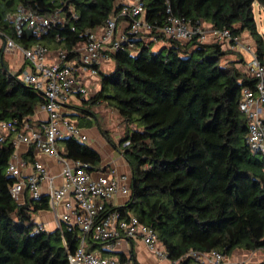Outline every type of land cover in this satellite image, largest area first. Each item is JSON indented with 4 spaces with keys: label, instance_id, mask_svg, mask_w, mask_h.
I'll list each match as a JSON object with an SVG mask.
<instances>
[{
    "label": "trees",
    "instance_id": "trees-1",
    "mask_svg": "<svg viewBox=\"0 0 264 264\" xmlns=\"http://www.w3.org/2000/svg\"><path fill=\"white\" fill-rule=\"evenodd\" d=\"M148 35L126 34L110 55L111 68L97 67L99 91L81 98L82 114L95 118L94 107L104 103L124 124L116 145L97 123L106 142L130 168V197L114 208L134 215L151 227L168 259L186 264L190 252L217 250L225 257L234 251L264 252V153L251 154L247 125L239 109L241 89L254 90L256 81L226 60L234 52L219 41L188 42L166 39L156 28L169 16L240 38L247 33L254 55L264 65V37L257 31L252 6L264 0H142ZM121 7L120 0H0V37L23 47L36 44L48 50L73 49L98 31ZM18 8L58 20L42 34L23 30L16 35L7 17ZM158 42L164 45L154 50ZM240 58V57H239ZM12 73L0 47V122L32 117L43 96ZM68 160L101 169L100 155L72 138L61 140ZM127 143L122 146V144ZM15 153L12 139L0 143V264H69L66 254L77 247L78 229L34 232L35 216L47 211V199L14 200L9 189L15 179L7 166ZM25 160L33 161L29 147ZM88 251L100 245L89 243ZM129 257L134 261L132 254ZM259 264H264V258Z\"/></svg>",
    "mask_w": 264,
    "mask_h": 264
},
{
    "label": "built area",
    "instance_id": "built-area-1",
    "mask_svg": "<svg viewBox=\"0 0 264 264\" xmlns=\"http://www.w3.org/2000/svg\"><path fill=\"white\" fill-rule=\"evenodd\" d=\"M7 19L12 23L15 34L23 30H32L35 34L45 33L52 23L58 20L56 13L44 17L29 10L18 8ZM123 24L124 28L119 29ZM153 28L144 20L142 0H131L121 4L120 9L107 17L100 32H89L85 42L77 45L73 52L76 59H67L68 53L57 50L55 58H49L48 49L40 44L23 47L10 38L3 39V52L19 53L26 67L20 70V81L39 92L44 103L40 108L46 113L44 122L30 125L26 119L19 124L15 120L0 122V143L12 139L16 148L18 143L32 147L36 155L54 157L61 165L62 182L54 184V177L47 174L46 168L33 162L32 173L25 178L21 169L25 161L11 158L6 173L15 179L9 189L11 197L21 202L27 195L31 199H40L41 183L47 187L48 209L52 211L57 230L62 225L68 229H78V243L75 251L66 254L69 264H136L129 256L103 257L88 251L89 243H95L104 251L113 250L121 243L132 240L141 241L148 251L157 259L168 261V264H180L179 260L171 261L155 231L139 222L132 214L122 216L111 205L118 196H130V175L117 174L113 168L102 171H89L88 165L77 161L69 162L63 158L57 148V141L72 138L80 143H87V135L64 113L65 105L74 96L89 97L88 83L97 81V67L110 60L126 34L142 37L152 33ZM166 39L188 42L193 37L205 42L208 38L221 42L227 49L241 46L240 38L231 37L228 30H205L201 25L191 27L187 22L172 16L167 18L163 27L156 28ZM2 45V47H3ZM249 50V48H244ZM252 59L245 64V75L256 81L254 90L241 89L239 109L244 114L247 125L246 140L251 154L264 153V120L260 116V105L264 103V65L252 52ZM124 143L122 146L126 145ZM61 213H58V209ZM45 231L43 224H37L34 232ZM185 258L186 264H227L226 257L217 250L207 253L190 251Z\"/></svg>",
    "mask_w": 264,
    "mask_h": 264
},
{
    "label": "crops",
    "instance_id": "crops-1",
    "mask_svg": "<svg viewBox=\"0 0 264 264\" xmlns=\"http://www.w3.org/2000/svg\"><path fill=\"white\" fill-rule=\"evenodd\" d=\"M131 0H120L121 4H127L130 3ZM204 27L205 30L209 31V26H205L202 25ZM124 28L123 24L119 25V29L122 30ZM100 32V29L98 31H95V33ZM243 37H240V42L243 41ZM248 42L244 43L241 42V46L242 47H238L237 49H244V48H249V50H245L246 52H248L250 54V56L252 57V52L254 53V42L251 39L250 36L247 37ZM213 41L212 39L208 38L205 42H211ZM158 44H161L158 49L160 47H162L164 45L163 42H158ZM3 45V39L0 37V47H2ZM228 49V48H227ZM237 49H228V50H233L237 52ZM49 51V58L54 59L55 58V53L57 50H48ZM7 54L8 58L4 61L8 67V69L14 70L13 68H11L13 66V62H12V56H14L16 53L12 52H4ZM19 53L16 54L17 56V71L23 69L24 67H26V64L23 62L22 57L20 56ZM77 57V55H76ZM231 61L236 62L234 64V66L241 72H244V67L245 64L243 62V58L240 57L237 60L231 59ZM9 65V66H8ZM98 68H100V70L102 71H107L111 68V62L106 61L101 63ZM88 89H89V97L94 96L98 91H99V85L97 83L96 80L91 79L89 81V83L87 84ZM81 98L78 96H74L72 99H70L68 101V103L65 105L64 108V113L67 117L69 116H76L80 119V124L76 123L80 129L87 135L88 137V142L85 143L87 144L90 148H92L93 150H95L101 158V169L100 170H96V172L98 171H102L103 169L110 167L113 168L115 170V172L117 174H126V175H130V168L128 166V164L126 163L125 159L122 157V155L116 151L114 148H112L107 142L106 140L103 138V136L100 134L98 128H97V123H99V125L102 127L103 130L107 131L104 127H103V123L99 122L95 118L88 115V114H82L80 112V110H78V108L81 107ZM104 104V103H102ZM99 108V106L94 109L95 110V115L98 113L97 109ZM113 112H115L112 109ZM116 113V112H115ZM100 115V114H99ZM260 116L261 118L264 120V103H262L260 105ZM47 119V115L46 113L39 107L36 112L35 115L32 117V122H34L33 127L35 126V124H38L40 122H44ZM104 121V120H103ZM88 130H89V135H88ZM108 132V131H107ZM110 139L112 140V142H114V144H118L119 140L121 139V137H119L118 142H115V140L112 138V136L110 135V133L108 132ZM116 135H118L117 133H115ZM93 135V137H92ZM98 140L99 144L102 143L101 145H104L108 148V150L106 148H102V151H104V158H102L103 156H101V153L98 151V145L96 146L95 144V140ZM97 142V141H96ZM57 148L59 150V152H63V144L61 142V140L57 141ZM29 147L26 146L23 143H18L16 148H15V157H16V161L19 162L21 160L25 161V166L21 169V176L22 178H25L27 175H30L33 171H32V164L33 162H38L40 164H42L47 171V174L49 176L54 177V184L55 185H59L62 182V177L60 176V171H61V165L60 163L54 158V157H50V156H45V155H36L33 153V161L32 162H27L25 160V155L28 151ZM113 152L115 153V157L113 155H111L110 153ZM68 160V159H67ZM70 163L73 162L71 160H68ZM41 195L42 197H46V191H47V187L45 183H41ZM27 196V195H25ZM129 197H124V196H118L115 199H113L111 205L113 206V208L116 207H122L124 206L127 201L129 200ZM47 199V197H46ZM61 209H58V213H61ZM35 221L37 224H43V226L45 227L46 231H53L56 229L55 226V219L52 215V211H50L49 209L47 211H40L36 214L35 216ZM48 227V228H47ZM48 229V230H47ZM90 246L88 245V248ZM99 255H101V253H107V251H104L101 246L95 248L94 250H91ZM113 253H116L117 257L119 258H124L126 256H129V254L131 253L134 259V262L136 264H168V261H164V260H157L149 251L148 249L144 246V244L141 241L138 240H132V241H128L126 243L121 242L119 244H117L113 250ZM256 253H260V252H254V253H246V254H240L239 256L236 257V255L234 256V258L231 259V255L229 257H226V262L227 264H237V260L238 262H241L242 264H252L253 262L256 261L255 264H259V258H257L255 255ZM234 254V253H232ZM252 255V257H250Z\"/></svg>",
    "mask_w": 264,
    "mask_h": 264
},
{
    "label": "rangeland",
    "instance_id": "rangeland-1",
    "mask_svg": "<svg viewBox=\"0 0 264 264\" xmlns=\"http://www.w3.org/2000/svg\"><path fill=\"white\" fill-rule=\"evenodd\" d=\"M252 10H253V17H254V21L256 24V28L257 31L260 35H262L264 37V9L261 8L256 2L253 3L252 6ZM249 35L247 33H243L242 37L244 38L243 41L244 43H247V37ZM161 44L156 43L154 46V50L158 49V47ZM232 52H234V54H228L226 56V60H237L239 57L243 58V62L244 63H248L252 58L250 56V54L248 52H246L244 49H237L236 51L230 50ZM17 54V53H16ZM16 54L14 56H12V62H13V66L11 68H13L14 70H11L12 73L17 72V56ZM19 55V54H18ZM8 58L7 54L4 53V59L6 60ZM264 60V57H263ZM236 63V62H234ZM9 66V65H8ZM18 79L20 80V74L17 76ZM97 106L94 107V109H96ZM95 112V110H93ZM97 114H96V119L103 123V127L110 133V135L112 136V138L115 140V142H118L119 137H123L125 134V128H124V124L122 123V121L119 119V117L117 116V114L115 112L112 111V109L108 106H106L105 104H100L99 108L97 109ZM100 114V115H99ZM72 122L74 123H79L80 124V119L76 116H69L68 117ZM104 120V121H103ZM81 125V124H80ZM115 133H117L118 135H116ZM88 135H89V130H88ZM93 137V135H92ZM95 140V139H93ZM97 141V142H96ZM95 144L98 147V151L101 153V156H103L102 158H104V151H102V148H106L108 150V148L104 145H101L102 143L99 144L98 140H95ZM123 145V144H122ZM111 155H113L114 157L116 156L115 153L111 152ZM48 228V227H47ZM48 230V229H47ZM102 248V247H101ZM114 251L109 250L107 253H101V256L103 257H117L116 253H113ZM234 254H231V259L234 258V256L236 255L239 256L240 254H246L248 252L245 251H241V250H236L233 252ZM250 254V253H249ZM257 258H259V261H261L264 258V252H260V253H256L255 255ZM252 257V255L250 256ZM255 262H253L252 264H255ZM237 264H242L241 262H238L237 260ZM244 264V263H243Z\"/></svg>",
    "mask_w": 264,
    "mask_h": 264
},
{
    "label": "water",
    "instance_id": "water-1",
    "mask_svg": "<svg viewBox=\"0 0 264 264\" xmlns=\"http://www.w3.org/2000/svg\"><path fill=\"white\" fill-rule=\"evenodd\" d=\"M2 48H4V45H3V47Z\"/></svg>",
    "mask_w": 264,
    "mask_h": 264
}]
</instances>
